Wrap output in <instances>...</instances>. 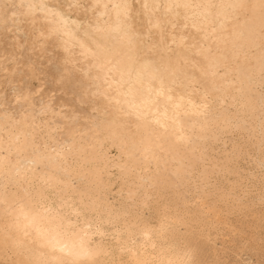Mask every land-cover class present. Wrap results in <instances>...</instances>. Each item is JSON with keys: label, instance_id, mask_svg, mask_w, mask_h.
<instances>
[{"label": "snow or ice", "instance_id": "obj_1", "mask_svg": "<svg viewBox=\"0 0 264 264\" xmlns=\"http://www.w3.org/2000/svg\"><path fill=\"white\" fill-rule=\"evenodd\" d=\"M111 7L114 19L109 5L81 0L3 5L6 28L30 19L33 50L60 41L62 68L52 80L71 92L74 106L62 127L42 119L51 111L43 99L26 127L15 114L5 117L0 264H209L198 258L205 229L195 210L210 190L252 219L258 204L261 257L244 255L256 251L253 235L237 242L239 258L211 264H264V0L145 3L147 25L134 20L132 5ZM161 7L163 18L149 11ZM241 56L246 68L225 107L217 78L226 80ZM27 71L42 79V67L29 64ZM178 92L189 97L190 123L172 140L167 121L176 124L180 112L169 117L167 104ZM37 95L43 90L23 99ZM110 146L121 149L118 156ZM157 190L172 195L157 199ZM144 209H154L158 223ZM117 251L130 258L115 259Z\"/></svg>", "mask_w": 264, "mask_h": 264}, {"label": "bare ground", "instance_id": "obj_2", "mask_svg": "<svg viewBox=\"0 0 264 264\" xmlns=\"http://www.w3.org/2000/svg\"><path fill=\"white\" fill-rule=\"evenodd\" d=\"M5 2L6 0H0V17H2L3 15V5ZM7 2L16 4H20L22 2H33L37 4L46 3L47 5L52 7L56 5L65 4L67 0H7ZM81 2L85 4L99 3L101 5H109L107 12L111 14L113 19L115 18V10L111 7V5L128 3L132 5V16L134 20H136L137 22L143 21L145 25H147V17L144 15L143 9V5L145 3L149 4L150 6H154L157 4L163 6L165 4L182 3L185 2V0H81ZM189 2L199 3L202 2V0H189ZM217 2H229V0H217ZM104 11L105 9L101 7L97 10L96 14L99 15V13H102ZM149 11L154 12L156 17L163 18L164 16L163 7H161L159 11H156L154 8H151ZM9 15H11V12H9ZM38 15L41 14L38 13ZM87 15L89 18H95L91 10H89ZM77 16H80L82 18L83 12L81 11L80 13H77L72 18L77 19ZM103 19H108V16H104ZM8 28H11V31H9ZM8 28L5 27L3 20L0 19V144H3L4 141L7 140V135L4 130L5 117L7 114H15V118L21 121L22 127H26L28 124L32 123L31 118L33 106L36 109H39L40 101L41 99H43L45 103L51 105V111L46 116L42 117V119L48 121H59V126L62 127L64 123H68V121L62 119L63 114L71 113V110L74 106V101L71 92L62 91L52 80V73H55L58 67L62 68L63 46L60 41L55 40L47 43L45 45L46 51H42L39 46H37V48L33 50L32 41L35 38V34L33 33L32 24L29 18L21 16L19 17L18 23L16 25L9 24ZM158 38L159 36L157 34V39ZM29 64H35L36 66L43 68V72L41 73L42 79H36L38 80L37 85L33 83L34 78L32 77V74L27 71V66ZM245 68L246 62L244 60V57L241 56L240 59L234 61L232 63L231 68L228 69V76L226 80L220 79L219 77L217 78V87L222 89L221 96L224 99L225 107H227L228 104H231L233 102L232 97L233 95L237 94L236 87H239V79L243 76ZM86 69L87 65H85V70ZM189 70L197 71L198 73L197 69L190 68ZM43 81H46V83L48 81V85L49 81H51L55 88L60 91V94L61 92L63 93V96L61 95L60 97H57L58 99H56V96L59 95L58 93V95L56 94L55 98L52 96L44 95L41 97L38 95V98H36L37 96H34L29 101L25 102V100L23 99L24 96H28L31 92H35L37 88H42L43 90L45 89L42 87L44 83ZM233 82H235V87H232ZM52 83L50 85H52ZM35 85L37 86L36 89ZM49 89L51 92L52 89L50 87ZM56 89L54 90L55 93ZM18 95L20 96L19 101L17 100ZM112 95L114 97L113 103H115L116 94L113 93ZM181 95L184 94L179 92L175 93L173 102L167 104L169 117H171L176 111L180 112V120L176 124H173L171 119L167 121L169 124L168 135L169 138L172 140L175 139L173 133L177 132L181 125L187 127L190 123L188 118L184 116L186 106L188 105L189 97L187 95H184V99L181 100ZM5 98L7 99V104H5L4 102ZM192 102L194 104L199 103V96H193ZM166 103L167 102L161 103L159 105V110L161 113H163ZM56 104L58 106H55ZM176 104L181 105V107L179 109H176L174 107V105ZM64 106L71 107L70 109H68L66 107L64 108ZM75 106L78 107V105ZM256 116L257 119L255 121V124L258 128V111L256 113ZM132 119L134 120V117ZM39 122L40 121H37V123ZM53 126L57 125L54 124ZM160 132L164 133V129H160ZM21 140H23V137H21ZM254 143L256 145L255 151L258 158V137L256 138ZM114 147H116L117 149V153L115 154L116 156H118L121 149L117 146ZM112 156H115L114 153L112 154ZM112 172L118 174L119 169L113 167ZM113 182H115V179L113 180ZM125 192H127V188H125ZM152 195H154L157 199H161L165 196H171L172 193H163L157 190L156 192H153ZM143 211L146 215V218L149 219L153 224L158 223V218L155 215L154 209H144ZM195 212L199 217L201 227L205 229V237L203 239L197 237V242L199 246L198 258L205 261H208L206 258L205 248H213V244L217 242L219 236L225 234L226 232H229L236 236V229L233 227L232 221L234 219L238 220L243 217L244 219L246 217H249L247 214L244 213L233 212L232 208L227 203L217 200L212 194L211 190L204 196L203 199L200 200V206L198 209L195 210ZM233 214L235 215L232 216ZM259 227V215L255 213V218H251V224L249 223L248 227L245 228V230L248 231L249 237L254 235L255 244H258L260 241V229H258ZM208 232H210L211 234L215 233V237L209 240L207 238ZM96 239H99V237H97ZM221 239H223V237H221ZM142 240L143 238H141V242ZM123 256H127V259L130 258L127 254ZM120 257L121 254L117 251L114 258L120 259Z\"/></svg>", "mask_w": 264, "mask_h": 264}, {"label": "rangeland", "instance_id": "obj_3", "mask_svg": "<svg viewBox=\"0 0 264 264\" xmlns=\"http://www.w3.org/2000/svg\"><path fill=\"white\" fill-rule=\"evenodd\" d=\"M50 82L51 81H49V85H48V81H47V83L45 81L44 82L45 84L43 83L42 87L45 88L46 91H45V89L43 90L42 88H40V89H42L44 91L42 96L46 95V96H52V97L55 98L57 93L59 95L57 94L58 96H56V99H58L57 97H60L61 95L63 96V93L61 92V94H60V91H58L55 88V86L53 85L52 82H51L52 85H50L51 84ZM33 83L37 85L38 84V80L34 79ZM36 85H35V89L37 88ZM44 85H46V86L48 85L47 86L48 88L46 86H44ZM49 87L52 89L53 93H52V91L50 92ZM53 87H54V89H53ZM55 89H56V93L54 92ZM38 97L39 96L37 95L36 98H38ZM55 106H58V105L56 104ZM65 107L70 109L71 106H64V108ZM110 150L112 151V154L114 153V155L116 156V154H115V153H117L116 147L111 146ZM257 207H258V204H257ZM256 214L259 215V207L257 208ZM234 215L235 214H233L232 216H234ZM249 223L251 224V218L250 217H246L245 219L243 217V218H240L238 220L234 219L232 221V225L236 229L235 233H237V235L235 236L234 234L226 232L225 234L219 236L217 242H215V244H213V246H214L213 248H211V249L208 248V247L205 248L206 249V258H207L209 264H211V262L214 261L215 259H221L222 258V259H226V260L227 259L236 260L237 258H239L240 253L238 251L237 242H243L245 239L249 238L248 231L245 230V228L248 227ZM258 229H260V227ZM211 237L214 238L215 237V233L211 234ZM221 237H223V239H221ZM211 242H213V241H211ZM244 255H246L249 260L255 259V260L258 261L261 258L260 255H259V243L256 244V251L252 252L251 254L245 252ZM121 258L127 259V256L126 257L125 256L120 257V259Z\"/></svg>", "mask_w": 264, "mask_h": 264}]
</instances>
